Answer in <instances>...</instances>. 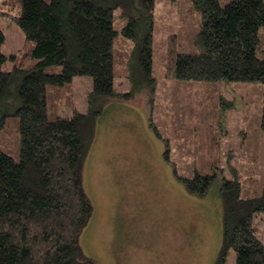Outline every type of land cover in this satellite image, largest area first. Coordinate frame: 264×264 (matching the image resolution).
Instances as JSON below:
<instances>
[{"label": "trees", "instance_id": "trees-1", "mask_svg": "<svg viewBox=\"0 0 264 264\" xmlns=\"http://www.w3.org/2000/svg\"><path fill=\"white\" fill-rule=\"evenodd\" d=\"M192 2L199 12L190 41L196 50L181 51L180 38L172 34L166 75L259 82L264 90V0ZM155 7L156 0H0V15L11 16L30 45L28 64L4 69L8 56L1 50L6 37L0 27V264H98L80 243L94 213L84 162L106 106L155 91ZM117 8L126 20L122 33L132 42L126 62L129 91L114 87ZM56 66L60 69L49 70ZM79 75L93 80L87 110L55 114L49 87L59 92ZM10 134L20 140L18 155L5 149ZM174 171L185 190L198 196L217 176ZM242 191L239 178L223 179V235L215 264H225L231 249L235 264H264V241L255 226L264 213V186L253 196Z\"/></svg>", "mask_w": 264, "mask_h": 264}, {"label": "rangeland", "instance_id": "rangeland-1", "mask_svg": "<svg viewBox=\"0 0 264 264\" xmlns=\"http://www.w3.org/2000/svg\"><path fill=\"white\" fill-rule=\"evenodd\" d=\"M193 5L192 0H156L155 91L111 102L99 118L83 167L94 213L80 237L84 252L98 264H215L223 235V179L239 178L243 196L264 186L262 84L178 80L165 73L172 34L180 38L181 51L196 50L190 43L199 18ZM119 12L114 11L119 32L114 87L129 91L126 62L132 42L122 33L126 20ZM0 27L6 37L1 50L8 56L4 69L28 64L25 32L9 15H0ZM92 82L91 76L79 75L59 92L50 86L55 114L85 112ZM5 146L18 155L20 140L10 134ZM175 168L184 176L196 170L217 176L204 195H191ZM255 226L264 241V213ZM225 264H235L233 249Z\"/></svg>", "mask_w": 264, "mask_h": 264}]
</instances>
